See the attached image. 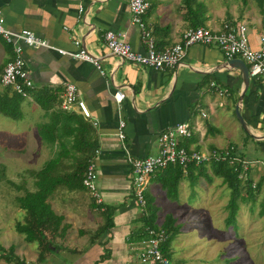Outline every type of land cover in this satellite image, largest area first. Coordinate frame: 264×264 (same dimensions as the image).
<instances>
[{
  "label": "crops",
  "instance_id": "crops-1",
  "mask_svg": "<svg viewBox=\"0 0 264 264\" xmlns=\"http://www.w3.org/2000/svg\"><path fill=\"white\" fill-rule=\"evenodd\" d=\"M146 1L144 21L159 49L177 42L182 31L193 27L196 19L191 18V10L198 12L200 26L214 30L225 21H244L253 46L257 35L264 32L262 15L253 16L254 0H248L245 7L235 0H191L190 4L185 0ZM0 10L7 27L30 29L57 47L72 51V41L79 40L81 46L98 57L103 70L101 74L90 62L46 48L24 46L23 57L34 87L27 97L17 101L20 118L13 119L0 112L11 120L23 121L25 132L20 137L25 138L26 147L18 149L19 160L38 161L20 169L18 183L10 181L22 191L13 195L15 199L35 189L34 173L54 154L55 148L41 139L38 129L51 121L54 114L64 111L59 104L65 82L76 85L78 98L84 102L89 116L84 117L77 106L64 113L81 116L95 130L98 148L91 159L96 164L101 202L96 203L85 189L57 187L54 190L48 202L70 227L64 237V247L49 253L43 264H128L134 259L145 237L142 215L146 213L140 210L132 195L127 156L155 155L160 133L178 123L186 122L193 127L190 137L178 138L179 144L187 149L204 151L232 146L239 159L258 160L264 165V84L249 75L245 77V67L234 60L239 57L228 59L215 46L195 43L187 49L183 65L173 69L155 70L121 61L104 44L106 30L125 32L132 48L144 52L139 29L130 21L126 0H0ZM11 58V45L0 38V79L3 67ZM211 81L228 92L222 106L217 104L219 99L210 86ZM118 90L125 94L120 103L114 98ZM15 94L0 81V97L11 98ZM201 111L206 117L200 115ZM120 120L124 121L122 142L116 137ZM205 167L204 173L212 172L211 163ZM59 170H54L53 175L61 174ZM159 173L150 176L145 195L157 208L155 224L161 228L157 217L162 202L190 207L188 200L195 194L197 182L191 188L188 170L181 171L183 176L177 192L171 194L162 186ZM262 178V168L255 166L244 182L250 179L256 184ZM263 186L264 181L260 189ZM186 187L190 193L183 200L181 191ZM17 210L22 212L20 208ZM108 213L112 225L99 234L98 229L104 225ZM166 214H171L175 224L180 225V234L182 228L176 213L165 212L163 220ZM175 237L167 245L168 255L175 251L171 247ZM27 251L28 248L16 251L23 264L27 263L26 256L33 261L37 257V252ZM173 264L178 263L175 260Z\"/></svg>",
  "mask_w": 264,
  "mask_h": 264
},
{
  "label": "built area",
  "instance_id": "built-area-1",
  "mask_svg": "<svg viewBox=\"0 0 264 264\" xmlns=\"http://www.w3.org/2000/svg\"><path fill=\"white\" fill-rule=\"evenodd\" d=\"M130 21L137 26L140 32V39L144 45V52L134 50L126 38L123 31L106 30L103 33V40L110 54L116 56L121 61L150 67L155 70L166 68H177L183 65V59L187 49L195 44L212 45L217 47L223 55L230 59L239 57L247 63L248 75L264 84V32L257 35L256 45L250 43L249 27L244 21H225L219 29H212L206 26L188 27L182 31L180 39L162 49L155 45V40L148 29L144 15L148 8L146 0H126ZM82 11V6L78 7ZM0 38L12 47V58L5 64L1 73V84L10 87L14 93L20 97H27L29 91L33 89V81L26 67L23 57V47L46 48L66 55L74 59L92 63L98 71L103 74L100 61L89 53L80 41L74 39L72 44L74 50L68 51L51 44L49 41L40 38L30 29L13 30L5 25L4 16L0 10ZM210 86L216 95L218 105L224 104V99L228 95L225 88L210 82ZM125 94L116 91L115 101L120 103ZM60 108L64 111L77 106L84 117L89 116L84 102L78 98L77 87L71 82L63 84L60 96ZM202 117H206L204 111L200 112ZM124 121L120 120L117 126V139L122 142ZM193 127L186 122L178 123L167 128L158 136V151L155 155L145 158H134L127 156L129 164V177L132 185V195L140 210L144 213L146 208L145 189L149 178L157 170L169 165H175L183 173H187L189 166L207 165L212 161L226 162L235 169L239 168L238 178L246 181L252 167H261L264 174V165L258 160H243L235 155L234 147L224 146L210 150H192L179 144L178 138L191 136ZM97 170L94 159H90L85 167L81 183L86 191L91 195L96 203L101 202V197L97 187ZM255 187V183H252ZM145 237L140 242L138 252L128 264H173L170 257L163 251V244L168 238L166 231L160 227L144 226Z\"/></svg>",
  "mask_w": 264,
  "mask_h": 264
},
{
  "label": "trees",
  "instance_id": "trees-1",
  "mask_svg": "<svg viewBox=\"0 0 264 264\" xmlns=\"http://www.w3.org/2000/svg\"><path fill=\"white\" fill-rule=\"evenodd\" d=\"M190 4L191 0H185ZM255 3L262 15L264 22V0H255ZM191 18L194 17L193 27L201 25V18L197 11L191 10ZM11 98L0 97V112L13 118H20L18 103L20 96L15 94ZM66 111L54 114V117L47 124L38 129L39 136L46 141L48 146L55 148L53 156L48 159L41 170L34 173L35 189L26 191L22 196L16 197L18 207L24 215L23 222H17L14 226L17 233L23 235L26 242H36L37 257L39 264L46 263V257L49 253L64 247L65 234L70 225L64 223V217L53 210L48 202L49 197L57 187H64L68 190L85 189L81 183L83 173L87 162L94 157L98 143L94 135V128L81 116L64 113ZM64 137H70L67 141ZM58 140V142H55ZM64 140V141H63ZM60 169V170H59ZM54 170H59L61 174L53 175ZM206 170L205 165H191L188 169L189 185L193 188L197 179ZM212 173L222 178V183L230 190L229 198L226 204L227 216L225 218L226 226H237V215L240 209L239 203L246 202L242 191L246 197L253 200L256 193L259 192L264 178L260 179L255 187H252V181L248 179L245 186L240 184L238 178L239 168L235 169L226 162H211ZM159 180L167 193H176L179 181L183 174L178 166L169 165L159 169ZM197 172V173H196ZM146 198V214L142 216L143 225L157 227L155 224L157 208L148 195ZM259 216L264 215V196L260 202L258 212ZM175 219L171 214H166L162 224V229L168 234L166 242L163 244V251L167 253V245L179 233L180 225L175 224ZM109 213L106 214V220L103 226L98 229V233L111 227ZM94 240H91L93 243ZM168 255V254H167ZM169 256V255H168ZM0 259L7 264H23V260L14 254V247L9 246L3 249L0 246Z\"/></svg>",
  "mask_w": 264,
  "mask_h": 264
},
{
  "label": "rangeland",
  "instance_id": "rangeland-1",
  "mask_svg": "<svg viewBox=\"0 0 264 264\" xmlns=\"http://www.w3.org/2000/svg\"><path fill=\"white\" fill-rule=\"evenodd\" d=\"M235 1L243 7L248 2ZM251 5L253 16H261L255 2ZM10 131L13 134L9 135ZM21 132L24 135L23 121H14L0 114V246L3 249L13 246L15 255L22 248H28L27 252H37L36 242H26L14 228L17 222H23L24 215L18 212L16 199L12 197L22 191L10 181L18 183L20 169L27 164L38 163L30 158L27 161L19 160L18 149L26 147L25 138L20 137ZM209 172L197 179L195 194L188 200L190 207H176L162 202L158 223H162L165 212L171 211L176 213L182 228L171 243L176 251H172L175 256L173 253L169 255L171 261L175 263L176 260L178 264H264V215L258 214L264 186L253 200L242 191L248 200L239 203L237 226H226V204L230 190L222 183L221 177ZM240 182L245 186L244 181ZM181 192L182 199L186 200L190 190L186 187ZM22 258L25 259L23 253ZM26 258V264L38 263L29 256ZM0 264L7 263L0 259Z\"/></svg>",
  "mask_w": 264,
  "mask_h": 264
},
{
  "label": "water",
  "instance_id": "water-1",
  "mask_svg": "<svg viewBox=\"0 0 264 264\" xmlns=\"http://www.w3.org/2000/svg\"><path fill=\"white\" fill-rule=\"evenodd\" d=\"M234 60H239V61L243 64V66L245 67V68H244V69H245V77L248 78V73H247V68H246V66H245V63H244L242 60H240V59H234ZM230 62H231V61H230ZM235 112H236V115L238 116V118L240 119V121H242L241 118H240L239 113H238L237 111H235Z\"/></svg>",
  "mask_w": 264,
  "mask_h": 264
}]
</instances>
